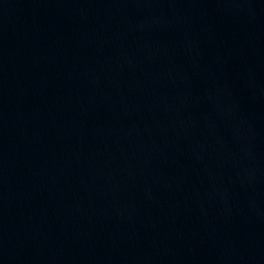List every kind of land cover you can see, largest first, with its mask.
I'll return each mask as SVG.
<instances>
[{
	"label": "water",
	"instance_id": "obj_1",
	"mask_svg": "<svg viewBox=\"0 0 264 264\" xmlns=\"http://www.w3.org/2000/svg\"><path fill=\"white\" fill-rule=\"evenodd\" d=\"M0 264H264V0H0Z\"/></svg>",
	"mask_w": 264,
	"mask_h": 264
}]
</instances>
